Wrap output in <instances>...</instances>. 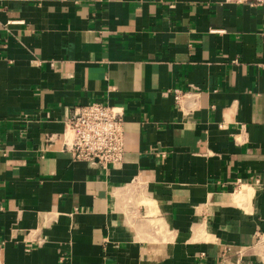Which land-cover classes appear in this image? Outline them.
Returning <instances> with one entry per match:
<instances>
[{"label": "crops", "instance_id": "obj_1", "mask_svg": "<svg viewBox=\"0 0 264 264\" xmlns=\"http://www.w3.org/2000/svg\"><path fill=\"white\" fill-rule=\"evenodd\" d=\"M91 101L118 164L64 147ZM0 264H264V4L0 0Z\"/></svg>", "mask_w": 264, "mask_h": 264}, {"label": "built area", "instance_id": "obj_2", "mask_svg": "<svg viewBox=\"0 0 264 264\" xmlns=\"http://www.w3.org/2000/svg\"><path fill=\"white\" fill-rule=\"evenodd\" d=\"M264 4V0H226ZM179 92H175L178 100ZM124 112L119 105L91 101L78 105L62 131L64 147L75 159H93L101 166L118 164L124 152Z\"/></svg>", "mask_w": 264, "mask_h": 264}]
</instances>
